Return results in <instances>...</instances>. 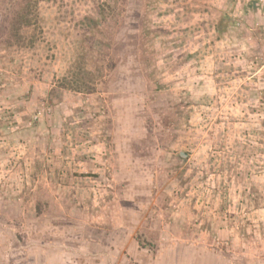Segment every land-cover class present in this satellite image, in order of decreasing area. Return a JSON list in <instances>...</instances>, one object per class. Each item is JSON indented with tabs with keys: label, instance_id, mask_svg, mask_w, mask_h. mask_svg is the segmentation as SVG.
<instances>
[{
	"label": "rangeland",
	"instance_id": "1",
	"mask_svg": "<svg viewBox=\"0 0 264 264\" xmlns=\"http://www.w3.org/2000/svg\"><path fill=\"white\" fill-rule=\"evenodd\" d=\"M0 264H264V0H0Z\"/></svg>",
	"mask_w": 264,
	"mask_h": 264
},
{
	"label": "trees",
	"instance_id": "2",
	"mask_svg": "<svg viewBox=\"0 0 264 264\" xmlns=\"http://www.w3.org/2000/svg\"><path fill=\"white\" fill-rule=\"evenodd\" d=\"M26 8L28 9L27 12H24L22 15H21V13H18V15L14 17L17 20V22H15L16 26L13 27V30L19 31V29L22 26L29 25L30 20H27L28 19V13H30V10H29L30 4L29 3H27V5L25 6V9ZM26 14H27V16H26ZM88 89H93V87L90 86V88H88Z\"/></svg>",
	"mask_w": 264,
	"mask_h": 264
}]
</instances>
